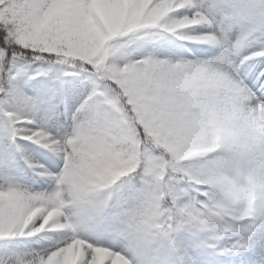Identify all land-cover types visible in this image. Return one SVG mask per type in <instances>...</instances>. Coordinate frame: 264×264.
<instances>
[{
  "label": "snow or ice",
  "instance_id": "1",
  "mask_svg": "<svg viewBox=\"0 0 264 264\" xmlns=\"http://www.w3.org/2000/svg\"><path fill=\"white\" fill-rule=\"evenodd\" d=\"M152 34L208 58L133 56ZM0 45L6 143L24 158L16 141H31L63 162L49 158V172L25 158L50 191L0 183V240L66 234L41 251H6L0 264H198L197 250L264 264V0H0ZM17 50L32 55L8 67ZM81 73L92 87L70 134L27 127L39 103L18 80ZM15 159L5 149L0 166ZM82 226L126 246L89 241Z\"/></svg>",
  "mask_w": 264,
  "mask_h": 264
},
{
  "label": "rangeland",
  "instance_id": "2",
  "mask_svg": "<svg viewBox=\"0 0 264 264\" xmlns=\"http://www.w3.org/2000/svg\"><path fill=\"white\" fill-rule=\"evenodd\" d=\"M201 2L207 4L209 0H201ZM199 29V26H197ZM192 44L190 41L178 40L171 34H166L164 37L152 34L144 37L141 47L134 49L133 56L140 57L145 53H153L160 58L170 59H206L208 57H193L182 56L181 49L188 51L186 45ZM195 47H209L207 45L196 44ZM213 54L216 53V49H211ZM15 65L14 67H19ZM39 67L38 64H33L32 68ZM255 65L250 66L249 72ZM59 69L57 65L55 67ZM82 75L74 76L73 88L65 93L69 94V101L65 104L64 102L58 101L60 92L55 89L53 81L48 77L37 76L35 79L29 76L22 77L18 80V87L28 97L36 100L39 103V112L35 115L34 124H29L27 127H40L48 131L57 138H63L70 134L73 127V112L75 108L80 104L84 97L88 94L92 87V83L89 78L81 77ZM31 118V117H30ZM1 136V133H0ZM20 149L24 153V158L19 156L15 148L11 150V155H15L16 159L13 166L5 170L0 166V183H3L5 179L10 182L18 184L24 188H28L33 191H45L51 190L53 183L51 179L36 175L25 163V158L34 161L39 164H43L47 171L51 172L52 169L48 168L46 161L51 158L56 160L60 167L63 162L59 160L50 150L43 148L41 145H37L31 141L17 139ZM4 156V151L0 148V159ZM57 171L59 169H56ZM81 235L89 241L102 244L106 247H111L115 251H120L126 246L121 238L115 236L114 233L97 234L96 232L82 226L80 229ZM51 239H42L41 236L33 237L31 239L15 238L11 240H0V257L4 255L6 251H41L44 248H50L55 243L63 240L66 234H49ZM183 243L186 247L191 248L192 240L191 237L185 235ZM259 247L264 245V233H259L257 236ZM198 264H242L246 260H256L260 257L252 252H246L235 256H221L211 255L208 252L197 250Z\"/></svg>",
  "mask_w": 264,
  "mask_h": 264
},
{
  "label": "trees",
  "instance_id": "3",
  "mask_svg": "<svg viewBox=\"0 0 264 264\" xmlns=\"http://www.w3.org/2000/svg\"><path fill=\"white\" fill-rule=\"evenodd\" d=\"M0 47H2V45H0ZM11 49L12 50H16L17 49V46L15 45H12L11 46ZM23 51L24 52V55L25 56H28V57H31V53L26 51V50H17L16 51V55L15 57H13L12 55V51L9 52V56H8V67H14L15 65H21L22 63H24L23 61V58L21 57L20 55V52ZM59 66V69H56L55 67L56 66ZM53 71L54 73H64V72H71V71H74V69H71L69 68L68 66L66 65H61V64H54L53 65ZM82 76L84 78H88L87 74H84V73H81ZM51 78V80H53V83L55 85V89L57 91H62L63 93L65 91H70L72 88H73V85H74V76H67V77H64V83L61 84L60 81L56 80L54 76L50 75L49 76ZM60 100H66L68 99V96L67 94L65 93L64 95L62 96H59L58 97ZM3 99V93H0V100ZM0 133H1V136H0V148L5 152V149H7V151L9 152V154L11 155V150L14 148L10 142H7L6 143V134L4 132V128H3V121L0 120ZM17 145H18V142L16 141Z\"/></svg>",
  "mask_w": 264,
  "mask_h": 264
},
{
  "label": "bare ground",
  "instance_id": "4",
  "mask_svg": "<svg viewBox=\"0 0 264 264\" xmlns=\"http://www.w3.org/2000/svg\"><path fill=\"white\" fill-rule=\"evenodd\" d=\"M188 42V41H187Z\"/></svg>",
  "mask_w": 264,
  "mask_h": 264
}]
</instances>
